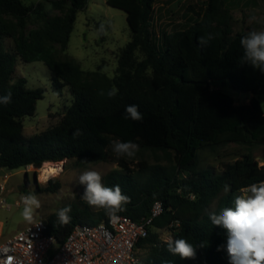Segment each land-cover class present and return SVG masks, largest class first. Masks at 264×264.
Instances as JSON below:
<instances>
[{
    "label": "trees",
    "instance_id": "1",
    "mask_svg": "<svg viewBox=\"0 0 264 264\" xmlns=\"http://www.w3.org/2000/svg\"><path fill=\"white\" fill-rule=\"evenodd\" d=\"M87 1L46 0L53 10L69 6L62 17L41 12L42 25L26 33L30 13H39L42 4L0 0V96L12 93L11 103L0 104V168H40L45 162L75 158L113 160L110 149L115 139L137 143L139 151L161 152L167 164L140 162L136 171L128 170L123 158L117 159L118 168L104 177V185L118 184L130 197L125 210L117 214L134 221L148 216L155 201L162 202L165 210L153 226L165 229L177 220L178 225L169 229L171 237L187 239L197 246V254L195 259L181 260L167 251L165 241L149 232L138 243L143 251L140 264H229L226 251L217 250L226 244V233L211 223L209 215L234 207L240 188L264 181V165L245 153L223 163L215 173L199 169L197 153L230 143L264 144V73L242 62L240 39L248 31L229 37L227 23L225 30L212 29L223 0H206L203 16L188 28L160 35L151 29L158 0H106L108 6L125 13L130 30L115 76L109 78L100 71L82 70L65 54L76 14ZM206 33L214 39L202 47L198 38ZM4 39L12 40V54L4 49ZM137 52L142 59H136ZM17 57L23 63L42 61L51 74L52 90L58 93L67 87L72 96L56 124L27 138L22 119L34 114L44 92L26 88L23 78L12 82ZM214 84H228L251 98L247 104L235 105L227 94L212 89ZM113 87L118 93L109 98ZM129 105L138 106L142 120L125 118ZM76 129L82 135L73 139ZM48 182L44 191L53 193L59 185ZM56 212L47 217L46 232L59 243L75 225H97L107 217L102 208L96 213L87 207L72 208L70 222L61 224Z\"/></svg>",
    "mask_w": 264,
    "mask_h": 264
},
{
    "label": "rangeland",
    "instance_id": "2",
    "mask_svg": "<svg viewBox=\"0 0 264 264\" xmlns=\"http://www.w3.org/2000/svg\"><path fill=\"white\" fill-rule=\"evenodd\" d=\"M21 1L26 6L42 4L39 13H30L26 33L42 25V19L39 16L41 12L48 13L49 17H62L69 6L65 4L64 10L59 11L51 9L46 0ZM205 8L206 0H158L153 7L151 29L156 35H160L162 32L182 31L198 17H202ZM253 13L258 19L256 22L250 23L249 16ZM224 23L228 24L229 37L253 28L264 29V0H223L221 15L211 27L213 30H225ZM102 24L104 31L100 32ZM129 41L130 30L125 13L108 6L106 0H88L85 8L76 14L65 54L75 59L82 70L100 71L109 78H113L121 51ZM3 46L8 53L12 54L13 42L11 39H4ZM136 59H142V55L138 52ZM20 78L25 79L26 88H39L44 92L43 99L36 102L34 114L22 119L23 135L27 138L56 124L71 104L72 96L67 87L58 93L52 90L51 74L40 60L23 63L18 57L15 58L12 82L14 83ZM211 88L227 94L233 99L235 105L247 104L251 98L248 93L233 90L228 84H214ZM110 153L113 160L105 162H87L79 158L61 161L63 163L62 172L49 179L59 185L53 193L44 191L50 184L49 180L44 183L38 180L39 168L33 166L16 170L0 168V182H6L4 199L6 204L11 206L9 211L0 209L1 239L14 235L29 223L20 215L23 205L18 207L14 205L24 193L35 192L41 202L35 220H46L50 214L65 206L79 210L87 207L90 212L96 213L99 208L91 207L81 199L84 186L79 184L78 178L83 171L96 170L100 172L104 184V177L111 170L118 168L116 160L120 158L124 159L126 167L130 171H136L140 162H145L148 165L168 163L161 152L150 150L138 151L133 158L117 157L112 151V147ZM245 153H250L259 166L264 165V144L245 146L230 143L218 146L213 150L208 148L199 150L197 153L198 167L218 173L223 163L233 162ZM37 187L43 191L36 192ZM214 206L215 201L210 204L209 209L212 210ZM150 232L156 234L160 241L171 237L169 229L152 226Z\"/></svg>",
    "mask_w": 264,
    "mask_h": 264
},
{
    "label": "clouds",
    "instance_id": "3",
    "mask_svg": "<svg viewBox=\"0 0 264 264\" xmlns=\"http://www.w3.org/2000/svg\"><path fill=\"white\" fill-rule=\"evenodd\" d=\"M257 19L255 13L249 16L250 23L256 22ZM99 31H104L103 24ZM213 39L212 34L206 33L198 38V43L204 47ZM240 46L243 49L242 62L264 73V29L249 30L241 37ZM117 93L118 89L113 87L107 95L113 98ZM11 101V92L0 96L2 105H7ZM125 111L127 114L125 118L134 121L143 118L137 105H129ZM72 135L73 139H76L82 135V131L76 129ZM111 144L112 151L117 157L133 158L140 150L139 145L132 141L115 139ZM184 178L186 179L187 176L185 175ZM78 182L84 186L81 199L91 207L104 209L112 222L119 219L117 213L124 211V206L130 203V197L122 193L118 184L112 187L105 186L102 183V175L96 170L83 171L79 175ZM228 190V186H225V191ZM20 202L23 205L20 213L22 218L29 223H35L37 210L41 207L38 196L35 192L29 191L20 196ZM70 212V206L58 209L56 212L58 221L61 224H68L71 220ZM209 219L215 227L222 228L226 233V244L218 246L217 250L226 251L229 264H264V181L240 188L239 193L234 197V207H225L219 214L211 213ZM165 244L167 251L179 256L181 260L196 258L197 246L187 239L168 237ZM203 246L201 244L199 247ZM164 264L170 262L165 261Z\"/></svg>",
    "mask_w": 264,
    "mask_h": 264
},
{
    "label": "built area",
    "instance_id": "4",
    "mask_svg": "<svg viewBox=\"0 0 264 264\" xmlns=\"http://www.w3.org/2000/svg\"><path fill=\"white\" fill-rule=\"evenodd\" d=\"M5 183L0 182V209L9 211L11 206L4 199ZM14 205L22 203L18 200ZM164 210L162 202L155 201L149 215L138 221L117 214L116 222L107 215L97 225L77 224L61 243L46 232V220L37 219L8 238L0 237V264H140L138 243L147 237ZM177 225L175 220L165 229Z\"/></svg>",
    "mask_w": 264,
    "mask_h": 264
},
{
    "label": "bare ground",
    "instance_id": "5",
    "mask_svg": "<svg viewBox=\"0 0 264 264\" xmlns=\"http://www.w3.org/2000/svg\"><path fill=\"white\" fill-rule=\"evenodd\" d=\"M63 163L60 162H45L38 169V180L41 183L46 182L50 178L59 175L62 172Z\"/></svg>",
    "mask_w": 264,
    "mask_h": 264
},
{
    "label": "water",
    "instance_id": "6",
    "mask_svg": "<svg viewBox=\"0 0 264 264\" xmlns=\"http://www.w3.org/2000/svg\"><path fill=\"white\" fill-rule=\"evenodd\" d=\"M35 179V177H33ZM35 181V180H34ZM20 190V188H18Z\"/></svg>",
    "mask_w": 264,
    "mask_h": 264
}]
</instances>
